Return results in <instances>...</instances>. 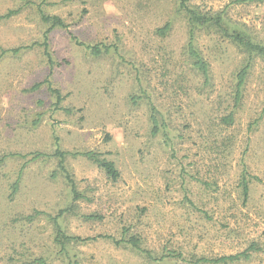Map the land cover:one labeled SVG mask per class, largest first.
Listing matches in <instances>:
<instances>
[{"label": "rangeland", "instance_id": "obj_1", "mask_svg": "<svg viewBox=\"0 0 264 264\" xmlns=\"http://www.w3.org/2000/svg\"><path fill=\"white\" fill-rule=\"evenodd\" d=\"M230 1L190 4L264 45V0ZM8 10L17 12L0 20V264H190L252 242L248 259L227 264H264L263 58L253 57L233 122L221 123L248 55L217 29L196 31L210 68L204 85L185 61L187 19L176 0H0V14ZM40 13L67 25L48 34L52 67ZM72 36L111 48L95 57ZM149 101L168 119L166 140L150 134ZM56 148L67 153L78 199ZM89 150L113 161L118 178L81 154ZM55 217L69 237L63 248ZM132 235L148 255L113 240ZM169 251L181 257L162 259Z\"/></svg>", "mask_w": 264, "mask_h": 264}, {"label": "trees", "instance_id": "obj_2", "mask_svg": "<svg viewBox=\"0 0 264 264\" xmlns=\"http://www.w3.org/2000/svg\"><path fill=\"white\" fill-rule=\"evenodd\" d=\"M177 1V11L179 12H184L186 19H187V43L185 44L184 47V54H185V61L189 65L190 70L193 72V74L200 76L203 79V84L208 85L210 82V68L208 62L202 57L201 53L197 49L195 45V33L196 31L200 29H217L219 30L222 35L234 40L237 42L238 45L244 47V51L247 53V59L245 64L241 66V68L237 71L236 74V83L234 85V90H233V97H232V105L231 109L226 115H222L219 120L221 123H227L230 124L234 120V110L235 108L239 105L241 102L242 98V90H243V85L245 82V79L247 77V74L249 72V69L252 65V60L253 57L255 56H260L261 58L264 59V45L254 43L250 39L246 38L241 32L237 30H231L229 31L226 26L223 23V17L221 12H214V13H204L201 11H198L194 5L190 4V0H176ZM256 1H263V0H231L230 3H247V2H256ZM17 10H8L4 14H0V20L6 19L10 17L11 15L15 14ZM41 20L44 23H48V27L45 29L43 33V41L40 43L41 46H43L44 53L47 57L48 64L52 67L54 64V61L49 53L48 50V43H47V38L48 34L51 32L52 29L61 27L65 28L67 25L64 23V21L57 15H48L45 13H40ZM171 24L169 22H166L163 26L158 27L156 29V32L160 36H165L167 34V31L170 29ZM72 38L75 40V42L79 45L84 46L87 50H89V53L92 56L98 57L101 54L108 53L111 45H106V44H86L82 41H79L76 37ZM13 53L17 52L18 49H11ZM42 82H37L34 85H32L31 89H37ZM43 83H46L48 85V88L55 97L56 102H59L61 99L62 95L60 91L56 88H51V84L49 80L46 78ZM140 97H131V101L133 103L137 102V99ZM149 106H150V112H149V122H150V134L151 136H157L161 135L164 140H166L168 133V124L166 119L161 111L156 107L155 104H153L151 101H149ZM67 153L64 151H60L58 148H56L53 152V155L58 158V165L60 170L64 173L65 179L68 182L70 186V191L72 193V199H78L80 194L77 192L75 188V183L73 179L71 178L70 174L67 172L65 167L63 166V161L65 159ZM82 155L86 156L93 162H95L101 169L104 170L105 174L109 176L112 180H115L119 176V172L117 168L115 167L113 161L106 159L105 157H102L100 153L89 150L81 153ZM41 156V153H35L32 157V159H36ZM22 168L19 169L18 171V178L14 181L12 184V190L13 192H16L17 190V182L19 180V176L21 175ZM240 186H241V194L243 196V199L247 198L248 193H249V186H248V181L247 179L242 176L240 179ZM62 211L58 213L60 214ZM56 218H54V224L56 228V238L55 240L60 244V247L63 248L64 245V239H69L62 231L60 230L58 223L56 222ZM86 218H93V215H87ZM110 238V237H109ZM116 244L125 242L130 244L133 248L145 252L147 255L148 253L141 248L140 246V240L138 237L132 235L128 239L124 240L119 239H113ZM258 250V247L252 242L250 243L243 251L237 252L234 254H229V255H221L218 257H213V258H206V257H199L196 259L194 262L190 261V264H203L205 262L208 263H221V264H227V263H233L236 261L240 260H246L249 258L250 253ZM171 258L172 256L175 257H181V255H174L171 254L170 251L168 254L162 255V259L167 257ZM27 264H46V259L44 257H34L32 258Z\"/></svg>", "mask_w": 264, "mask_h": 264}]
</instances>
